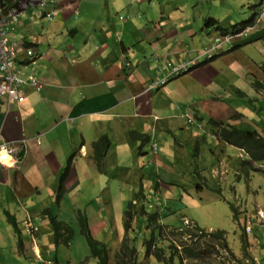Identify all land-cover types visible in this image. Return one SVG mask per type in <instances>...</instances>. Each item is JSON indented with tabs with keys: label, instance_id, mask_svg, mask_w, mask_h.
Returning <instances> with one entry per match:
<instances>
[{
	"label": "crops",
	"instance_id": "1",
	"mask_svg": "<svg viewBox=\"0 0 264 264\" xmlns=\"http://www.w3.org/2000/svg\"><path fill=\"white\" fill-rule=\"evenodd\" d=\"M263 4L264 0H60L52 20L38 18L32 9L23 11L10 37L22 49L35 51L33 71L43 88L37 91L27 84L22 102L0 96V138L21 144L23 154L19 165L14 159L0 163V242L4 246L8 239L19 249L9 255L1 252V258L10 264H35L39 253L56 264H97L96 258L91 263L88 227L90 235L110 249L111 264V255L126 239L134 244L136 228L132 224L126 229L125 211L131 205L139 213L138 195L155 182L157 195L168 198L172 188L162 192L159 186L172 184L181 198L176 207H157L156 224L180 226L173 221L176 214L182 213L181 220L191 216V208L199 207L206 194L226 200L227 187L236 181L227 180L228 144L215 135L218 125L209 120L264 134L240 109L231 107L249 99L247 89L252 87H257V100L264 99V16L249 38L224 42L212 60L204 58L202 50L227 30L252 21ZM210 18L218 23L208 26ZM154 53L181 63L194 60L195 65L148 90L150 82L169 72L158 71L151 59ZM23 54L20 50L19 57ZM177 107L191 111L203 128L183 120ZM102 136L111 144L98 160L93 143ZM152 141L157 151H152ZM222 143L225 153L216 149ZM187 144L197 145L199 151L179 168L168 156ZM210 152L217 179H211L212 185L200 184L194 178L201 174V158ZM247 166L240 163L235 174L245 170L247 178ZM236 193L233 190L229 197ZM50 213L60 222L57 233ZM142 213L147 216L149 211ZM7 214L21 230L22 248ZM28 216L39 226L34 243L22 225ZM142 222L156 234L146 217ZM63 246L78 247L85 257L66 262Z\"/></svg>",
	"mask_w": 264,
	"mask_h": 264
},
{
	"label": "rangeland",
	"instance_id": "2",
	"mask_svg": "<svg viewBox=\"0 0 264 264\" xmlns=\"http://www.w3.org/2000/svg\"><path fill=\"white\" fill-rule=\"evenodd\" d=\"M260 7H262V5ZM32 10L36 12L35 9ZM229 31L230 30H227L226 32ZM204 52L210 54V57H208V61H210L214 58L216 50L211 45L205 47L202 50V53ZM152 56L153 54H151V59ZM262 67L264 70V64H262ZM207 73H209V68ZM211 73L214 74L212 69ZM200 78L199 76L194 77V79ZM211 78L214 80L215 77ZM260 79H264L263 72L260 73ZM223 83L227 84L228 81H224ZM263 84L262 82L260 83V93L264 92ZM247 92L249 99L233 102L231 103V107L235 106L240 109V111L246 115V118L248 117L253 120L260 129L264 131V99L257 100L255 97L258 95L257 87H252L251 90L247 89ZM258 96L260 97V95ZM177 109L180 110L179 116L182 117V114L185 112L182 108L179 109L177 107ZM219 139L223 140L222 138ZM224 141L226 140H223V142ZM226 142L228 145L226 146L227 153L224 156V161L227 162L229 169L227 180L230 183L236 181L234 186L227 187V199L225 200L221 196L214 194H206L203 198L204 202L201 203L199 207L194 206L191 208V211H189L191 216L186 215L183 220H181L180 215L182 213H177V216L173 218L175 224L179 225L182 223L181 225H183V221L187 217V219L196 226L185 225L184 228L180 229L181 225L167 226L166 224L158 223L161 224V229H157L158 227L155 226V223L158 221H151V218H149L154 214L157 216V207L163 210L165 206L176 207L179 205L181 198L179 197L178 191H176V187L172 184H168L167 186V184L162 183L159 186V190L162 192H165L168 187L172 188V194L167 195L168 198H164V195L156 194V182L152 189L147 186V190L142 191L138 195L141 211H149L147 216L140 211L135 214L133 218V228H136V234L132 240L138 249V262L140 264H264V162L260 163L255 161L243 148L235 146V144L229 141ZM154 144L157 145L152 141V151L154 150ZM212 147L213 144L210 148L212 149ZM226 147L222 143L216 147V149L225 153ZM198 151L199 148L197 145L191 146L187 144L181 149L178 148L174 155L169 154L168 158L175 161L174 165L183 168L186 162L191 160V156L195 155L194 157H197ZM160 152H162L161 148ZM242 152L244 153V157L240 156ZM214 154L218 159L220 158V156L217 155V151H215ZM211 160V152L203 155L201 158V174L198 176V173H196L194 178L200 180V184L205 181L207 184L212 185L213 180L217 179V175L212 173L213 170L211 171L209 163ZM242 162L248 163L246 167L248 168L247 178H245V170H242L240 175H236L234 172V168ZM216 168H218L217 159H214L213 169ZM152 170L155 174L154 164L152 165ZM190 180H192V178ZM233 190L237 192L235 198L233 197L234 195L229 197ZM149 193L151 194L150 197L148 196ZM142 194H146V197ZM143 207L145 209H143ZM258 209L263 211V215H259ZM144 217H146L148 222L150 221L148 226L152 227L154 230L156 229V234L151 235V232L145 229L144 222H142L144 221ZM163 222L166 221L164 220ZM218 232L221 234L215 236L214 234ZM152 236H154L153 238L155 239V247L152 251L155 253L157 250H161L159 251V257L156 254H153L154 256L145 257L143 240ZM9 242L8 239H5L4 246H2L0 242V253L2 252L6 255L12 254L14 251L17 253L19 249ZM187 248L191 249L194 255H190V252L186 250ZM61 253L66 262L73 259H80L82 256V258H84L86 254L84 251H80L78 247L69 248L66 246H63ZM113 257H115V255L112 254L110 260L111 264L113 263ZM91 258L93 259L91 260L92 263L94 257ZM170 258L172 261L169 260ZM0 264L10 263L8 260L4 261L0 255Z\"/></svg>",
	"mask_w": 264,
	"mask_h": 264
},
{
	"label": "built area",
	"instance_id": "3",
	"mask_svg": "<svg viewBox=\"0 0 264 264\" xmlns=\"http://www.w3.org/2000/svg\"><path fill=\"white\" fill-rule=\"evenodd\" d=\"M60 0H18L17 5H0V96L5 97L8 101L15 100L22 102L25 100L24 86L29 84L35 90L41 91L43 84L39 79V76L33 71L34 66L37 63V55L32 48L22 49L19 44L12 40L10 37L16 28V24L20 21L21 13L28 9H35L38 18L53 19L58 2ZM264 16V4L259 9L254 19L245 25H240L234 29L226 32L222 36H218L211 44L215 50L223 45L224 42H232L236 39L249 38L251 33L255 31ZM209 45V46H211ZM24 52L22 57H19V51ZM204 58L208 59L210 54L208 52L202 53ZM152 60L157 63L158 71L164 68H168L169 72L163 75L160 79H154L148 84L147 89L157 88L175 76L182 75L189 71L195 65L194 60L177 62L169 58H162L157 54H153ZM182 117L187 120L188 123H196L199 129L203 128L202 122H196L193 115L187 111L182 114ZM157 118V117H155ZM27 139L23 140V142ZM38 144L39 139H36ZM22 143V141H21ZM23 144V143H22ZM21 144L16 141H6L0 138V154L4 152L15 160L14 164L19 165L22 162L23 154L20 152ZM154 151L156 146L153 145ZM242 152L240 156H243ZM216 172V170H215ZM259 215H263V211L258 210ZM22 225L25 232L31 237L32 242H35V235L39 231V226L34 223L33 219L28 216L22 220ZM185 225L195 226L189 219L185 218L182 227ZM35 264H56L54 259L37 253Z\"/></svg>",
	"mask_w": 264,
	"mask_h": 264
},
{
	"label": "trees",
	"instance_id": "4",
	"mask_svg": "<svg viewBox=\"0 0 264 264\" xmlns=\"http://www.w3.org/2000/svg\"><path fill=\"white\" fill-rule=\"evenodd\" d=\"M4 4L17 5L18 0H0V5H4ZM258 10L259 9H257V12ZM257 12L255 13V15L257 14ZM41 19H46V18H41ZM250 21L251 19L246 22L248 23ZM217 23L218 21L216 19L210 18L207 20L206 24L208 26H214ZM209 123L212 124L213 126L214 124L218 125L216 126L218 130L215 131V135H217L219 138H222L223 140L229 141L230 143H233L236 146L243 148L246 151V153H248L251 156V158L254 159L255 161L260 162V163L264 162V134H260L254 129H249V130L239 129L238 127L230 125V124L226 126L223 122H215L213 120H209ZM134 136L139 139L141 138L144 142H148V138L142 134L136 133V135ZM110 144H111V141L108 138V136H102L100 139L95 141L93 143V146L97 150L95 158L98 160H101L106 150L109 148ZM64 177L65 176L63 175L62 182H63ZM135 214H136V211H134L130 205L124 213L126 229L129 226H132L133 218ZM7 216L9 218L10 223L12 224L14 228L15 233L18 235V245L20 248H22L23 241L21 238L22 237L21 230L19 229L18 224L15 221V218L10 216L9 214H7ZM49 216H50L52 226L57 233L60 229V222L56 218L55 215L50 213ZM149 218H151V221L157 220L155 214L150 216ZM84 224H87L86 221L84 222ZM156 226L158 227V229H161V224H156ZM86 229H87L88 243H89L90 254H91L90 256L97 259V264H109L108 246L102 243L101 241L94 239L90 235L88 227H86ZM220 234L221 233L218 232L214 235L218 236ZM153 237L154 236L150 238H145L143 240V244L145 246V257L154 256L153 254H156L159 257V251L161 250H157L155 253H153L152 251V249L155 247V239ZM186 250L190 252V255H194V252L191 249L187 248ZM138 257L139 255H138L137 247L134 244H132L128 239H126L123 242L120 250L115 253V260L117 264H140L138 262ZM169 260H171V258Z\"/></svg>",
	"mask_w": 264,
	"mask_h": 264
},
{
	"label": "clouds",
	"instance_id": "5",
	"mask_svg": "<svg viewBox=\"0 0 264 264\" xmlns=\"http://www.w3.org/2000/svg\"><path fill=\"white\" fill-rule=\"evenodd\" d=\"M191 113V112H190ZM192 114V113H191ZM193 115V114H192ZM11 157H8L6 153L0 154V163H8V160H10ZM10 166V165H9ZM196 226V225H195Z\"/></svg>",
	"mask_w": 264,
	"mask_h": 264
},
{
	"label": "bare ground",
	"instance_id": "6",
	"mask_svg": "<svg viewBox=\"0 0 264 264\" xmlns=\"http://www.w3.org/2000/svg\"><path fill=\"white\" fill-rule=\"evenodd\" d=\"M261 7H259L258 9H260ZM259 11V10H258Z\"/></svg>",
	"mask_w": 264,
	"mask_h": 264
}]
</instances>
